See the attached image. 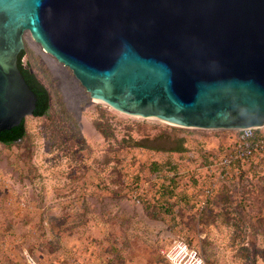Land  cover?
Returning a JSON list of instances; mask_svg holds the SVG:
<instances>
[{
    "label": "rangeland",
    "instance_id": "rangeland-1",
    "mask_svg": "<svg viewBox=\"0 0 264 264\" xmlns=\"http://www.w3.org/2000/svg\"><path fill=\"white\" fill-rule=\"evenodd\" d=\"M22 41L21 64L49 101L42 117L23 119V139L0 144V264H166L173 240L203 264H264V155L206 198L231 131L120 114L27 32ZM179 139L182 151H168Z\"/></svg>",
    "mask_w": 264,
    "mask_h": 264
},
{
    "label": "water",
    "instance_id": "water-1",
    "mask_svg": "<svg viewBox=\"0 0 264 264\" xmlns=\"http://www.w3.org/2000/svg\"><path fill=\"white\" fill-rule=\"evenodd\" d=\"M92 101L182 129L264 125V0H0V142L46 94L22 34Z\"/></svg>",
    "mask_w": 264,
    "mask_h": 264
},
{
    "label": "built area",
    "instance_id": "built-area-1",
    "mask_svg": "<svg viewBox=\"0 0 264 264\" xmlns=\"http://www.w3.org/2000/svg\"><path fill=\"white\" fill-rule=\"evenodd\" d=\"M231 132L232 143L211 161L215 167V176L201 189L206 198L210 197L220 181L237 173L238 165L247 164L251 159L264 155V125ZM131 197L138 203V193L132 192ZM162 257L166 264H203L200 255L182 240H173Z\"/></svg>",
    "mask_w": 264,
    "mask_h": 264
},
{
    "label": "trees",
    "instance_id": "trees-1",
    "mask_svg": "<svg viewBox=\"0 0 264 264\" xmlns=\"http://www.w3.org/2000/svg\"><path fill=\"white\" fill-rule=\"evenodd\" d=\"M24 55V52L23 54L21 55V57L19 58V65L20 67L23 69V70H28L30 69L28 65H22L21 64V58L22 56ZM33 78L35 79V81L37 82V84L44 90L45 94H46V106H45V109L42 111L41 114H39L38 116H32L34 118H39V117H42L46 111L48 110V94H47V91L45 90V88L39 83V81L36 79V77L34 76L33 73H31ZM94 128L95 130H97L102 136H104V132L102 131L101 127L99 124H94ZM25 136V130H24V125H23V121H22V126H21V135L14 141H11V142H0L1 145H11L17 141H20L21 139H23V137ZM182 140L179 139L177 140V142L175 144H173V146L171 148H169L168 151L170 152H175V153H179L182 151V144H181ZM133 144L135 146H138L139 148H143L144 146H140L139 142H133ZM150 150H159L157 148H150ZM242 165H238V167H241ZM138 202H139V198H138ZM188 245V244H187ZM189 246V245H188ZM190 247V246H189ZM191 248V247H190Z\"/></svg>",
    "mask_w": 264,
    "mask_h": 264
},
{
    "label": "bare ground",
    "instance_id": "bare-ground-1",
    "mask_svg": "<svg viewBox=\"0 0 264 264\" xmlns=\"http://www.w3.org/2000/svg\"><path fill=\"white\" fill-rule=\"evenodd\" d=\"M94 102H96V101H94ZM163 123V122H162ZM167 125H169V124H167Z\"/></svg>",
    "mask_w": 264,
    "mask_h": 264
}]
</instances>
